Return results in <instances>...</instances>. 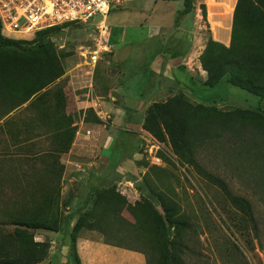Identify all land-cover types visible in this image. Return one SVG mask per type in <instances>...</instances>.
I'll return each instance as SVG.
<instances>
[{"label": "crops", "instance_id": "obj_1", "mask_svg": "<svg viewBox=\"0 0 264 264\" xmlns=\"http://www.w3.org/2000/svg\"><path fill=\"white\" fill-rule=\"evenodd\" d=\"M205 1L191 0V8L184 11V0H126L109 12V58L100 64L98 75L94 70L92 89L85 90L86 98L77 99L75 115L66 110V85H58L44 89L49 91L42 101L44 112L25 109L32 96L17 112L0 119V209L3 205L8 209L16 189L25 193L37 190L42 195L31 210L49 208L54 213L57 203L58 228H36L33 240L58 242L57 252L67 254L70 264L73 226L92 207L95 191L114 187L126 198L139 199L135 183L144 173V117L152 102L173 95L171 86L186 92L195 80L186 64L197 47V20L202 18L200 8ZM235 5L236 0H222L221 13L215 14L216 3L211 1L209 17L214 39L228 40ZM204 46L201 43L199 54ZM200 77L206 79L205 70L201 69ZM60 87L63 97L57 99L54 90ZM89 99L96 102L95 108ZM71 129L74 135L67 151L51 150L57 134L67 136ZM124 142L136 144L121 150ZM47 194L53 198L48 206L44 203ZM62 212L67 213L64 218ZM89 232L93 233L81 228L75 237V252L81 264H144L140 252L107 244L99 232L100 238ZM48 255L36 264L68 261L55 257L50 263Z\"/></svg>", "mask_w": 264, "mask_h": 264}, {"label": "trees", "instance_id": "obj_2", "mask_svg": "<svg viewBox=\"0 0 264 264\" xmlns=\"http://www.w3.org/2000/svg\"><path fill=\"white\" fill-rule=\"evenodd\" d=\"M184 4V11H188L191 0H184ZM59 28L38 31L31 40L7 38L0 31V117L32 96L25 109L44 112L42 101L49 92L45 87L64 73L51 39V34ZM200 56L206 71V86H216L227 75L229 83L264 100V0H237L230 44L209 40ZM54 93L57 99L63 97L61 87L55 88ZM143 128L159 142H167L180 162L194 167L197 173L221 188L244 221L254 222L250 201L232 193L224 179L206 171L195 154L203 143L221 139L222 142L232 140L246 154H255L264 160L263 113L240 107L222 111L215 106L192 104L178 91L165 101H154L148 106ZM73 135V129L67 136L62 132L57 134L51 150L67 151ZM137 183L140 197L134 202H129L114 187L91 195L92 207L77 218L72 229L71 254L75 264H81L74 245L81 228L97 230L107 244L143 253L146 264H186L188 235L195 228L190 217L177 200L152 185L145 176ZM51 196L44 197L47 206L53 203ZM57 206L56 203V218L49 208H41L39 217L34 219H29L25 211L18 212L13 221L14 232L0 234V264H36L46 258L50 240L34 241L32 230H56ZM123 210L129 212L133 222L122 216Z\"/></svg>", "mask_w": 264, "mask_h": 264}, {"label": "rangeland", "instance_id": "obj_3", "mask_svg": "<svg viewBox=\"0 0 264 264\" xmlns=\"http://www.w3.org/2000/svg\"><path fill=\"white\" fill-rule=\"evenodd\" d=\"M211 1L216 3V6L213 7L214 13H221L219 6H221L222 0H206L202 3L203 5L200 8L202 18L197 20V47L193 51L194 53L192 52L189 60L187 59L186 64V67L191 72L190 75L195 80L188 84L187 93L182 92L192 104L202 103L207 106H215L222 111L240 107L258 110L264 114V100L229 83L227 75L214 87L206 86L204 81L201 80L200 73L201 69H203L200 62L202 52L199 54L201 43L206 45L209 40H213L228 46L231 37L232 17L229 21L228 40L222 42L214 39L212 21L209 17ZM115 10L116 8H112L109 12L111 13ZM110 13L107 14L105 19V23L109 26ZM90 32L91 27L89 26L69 24L51 34V39L58 55V60L64 68V73L45 88L50 87L48 89H52V87L58 85H66L64 87L67 99L66 110L74 115L77 111L75 109L77 107V99L81 101V99L86 98L85 90L88 89L85 87L87 79L81 75V68L86 65V59L80 52L88 46ZM32 37L27 39H32ZM62 53H64V56H61ZM109 53L110 51L102 53L101 59L95 67V74L97 73L98 75L99 66L109 58ZM72 81L74 82L72 83ZM68 83H71L75 88ZM170 88L174 93L181 91L175 86ZM90 102L92 104L94 101L90 100ZM79 104L82 105L81 103ZM23 105L24 103L10 111V113L15 110L17 112ZM106 118L107 121L110 120L108 116ZM157 142L160 147L158 154L163 158L164 162L160 166H151L143 154L141 165L144 168V173L141 174V178L138 181L141 182L145 176L152 185L171 195L179 202L181 208L193 222L195 228L188 235L189 251H186L185 263L264 264V160L255 154H246L232 140L229 142H222L221 139L217 142L211 141L203 143L196 149L195 158L206 171L224 179L232 193L243 196L250 201L254 222H246L242 219L241 213L231 206L224 197L221 188L210 182L205 176L197 173L194 167L180 162L167 142H159L158 140ZM134 144L136 143L124 142L120 145V148L121 150H129L128 148H131ZM137 184L136 182L135 188ZM9 196L6 199L7 202H9ZM5 197L6 195L2 198L5 199ZM41 197L42 195H39L37 190H34L33 193H25L16 189L10 197L8 209H6L5 205L0 209V234L8 235L14 232L16 226L13 221L16 215H19L18 212L20 210L21 212L25 211L24 214L26 213L27 215L30 213L28 218H38V209L31 210V208L38 205V200ZM126 199L129 201L131 198ZM130 201L133 202L134 200L131 199ZM26 206L30 207L28 211L24 209ZM158 209H160L159 206ZM62 214L64 218L67 213L62 212ZM122 216L131 222L134 221L126 210L122 211ZM253 225H255V228ZM32 231L35 233L34 230ZM92 231L93 233L89 232L91 235L100 238L97 230ZM58 246V242L50 243L47 257L50 263H52V259L56 258L59 261L68 259L67 254L64 256L59 251L57 252ZM141 254L144 264H146L145 256L143 253ZM70 256L72 257L70 259L72 264H75V259L71 252ZM65 264H70L69 259Z\"/></svg>", "mask_w": 264, "mask_h": 264}, {"label": "built area", "instance_id": "obj_4", "mask_svg": "<svg viewBox=\"0 0 264 264\" xmlns=\"http://www.w3.org/2000/svg\"><path fill=\"white\" fill-rule=\"evenodd\" d=\"M126 0H0L1 34L7 38L26 40L36 32L54 26L66 27L69 24L86 25L100 14L102 19L91 27L89 44L80 52L86 65L81 75L87 79L86 88L92 89V77L102 53L111 51L109 27L105 23L106 15ZM32 37V38H33ZM31 40V39H27ZM91 107H96L93 102ZM98 115L100 113L96 111ZM141 150L151 165L160 166L164 162L158 154L157 140L143 131Z\"/></svg>", "mask_w": 264, "mask_h": 264}, {"label": "water", "instance_id": "obj_5", "mask_svg": "<svg viewBox=\"0 0 264 264\" xmlns=\"http://www.w3.org/2000/svg\"><path fill=\"white\" fill-rule=\"evenodd\" d=\"M115 8V6H113ZM102 19V16L100 14L96 15L95 18L89 22L86 23V26H91L93 24H96L99 20Z\"/></svg>", "mask_w": 264, "mask_h": 264}]
</instances>
